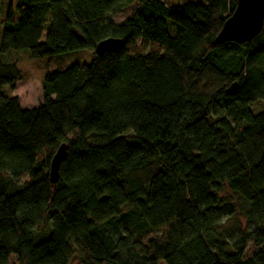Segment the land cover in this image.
<instances>
[{
  "label": "trees",
  "instance_id": "1",
  "mask_svg": "<svg viewBox=\"0 0 264 264\" xmlns=\"http://www.w3.org/2000/svg\"><path fill=\"white\" fill-rule=\"evenodd\" d=\"M203 1H9L0 264H264V26L251 42L219 44L237 0ZM110 38L123 48L97 56ZM135 43L167 53L130 57ZM82 50H93L91 62L46 75L37 108L5 94L23 79L9 52Z\"/></svg>",
  "mask_w": 264,
  "mask_h": 264
},
{
  "label": "rangeland",
  "instance_id": "2",
  "mask_svg": "<svg viewBox=\"0 0 264 264\" xmlns=\"http://www.w3.org/2000/svg\"><path fill=\"white\" fill-rule=\"evenodd\" d=\"M10 0H0V24L5 20L7 7ZM166 5L171 7H180L189 3L204 4L203 0H162ZM139 9V5H133L126 9L121 15L115 18L116 24H124L130 16ZM0 27V39H1ZM45 41V37L42 40ZM167 51L159 46H142L140 43L131 44L126 49V54L130 57L135 56H151V55H165ZM94 57L93 50H82L71 52L63 55L46 57L43 59H32L28 51L9 52L5 56V62L16 63L23 73V79L19 81L13 92L7 88L4 92L7 96L16 97L19 99L22 109H35L42 104V81L46 75L55 72L66 70L75 63L89 64ZM263 102L255 103L251 106L254 114L261 110ZM163 229L161 232L150 236L151 238L161 239L165 234ZM257 249L251 242L248 245V256L255 253ZM163 264V263H160Z\"/></svg>",
  "mask_w": 264,
  "mask_h": 264
},
{
  "label": "water",
  "instance_id": "3",
  "mask_svg": "<svg viewBox=\"0 0 264 264\" xmlns=\"http://www.w3.org/2000/svg\"><path fill=\"white\" fill-rule=\"evenodd\" d=\"M264 26V0H237L236 8L232 15L225 21L216 41L219 44L236 43L241 45L251 42L260 35ZM123 41L110 38L100 42L95 48L97 56L114 54L123 48ZM237 85H232L227 93H235ZM67 145L59 147L55 154L50 169V178L53 184L59 180L60 167L65 159Z\"/></svg>",
  "mask_w": 264,
  "mask_h": 264
}]
</instances>
